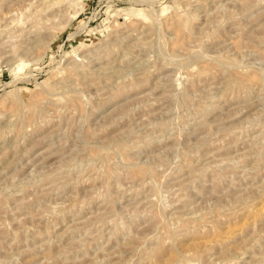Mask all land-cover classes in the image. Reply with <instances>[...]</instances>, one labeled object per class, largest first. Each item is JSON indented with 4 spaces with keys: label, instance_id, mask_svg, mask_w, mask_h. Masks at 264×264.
<instances>
[{
    "label": "rangeland",
    "instance_id": "rangeland-1",
    "mask_svg": "<svg viewBox=\"0 0 264 264\" xmlns=\"http://www.w3.org/2000/svg\"><path fill=\"white\" fill-rule=\"evenodd\" d=\"M0 264H264V0H0Z\"/></svg>",
    "mask_w": 264,
    "mask_h": 264
}]
</instances>
